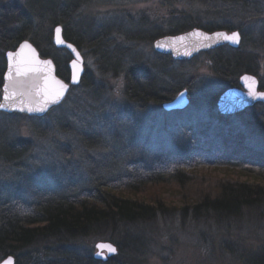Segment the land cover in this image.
Here are the masks:
<instances>
[{
    "label": "rangeland",
    "instance_id": "obj_1",
    "mask_svg": "<svg viewBox=\"0 0 264 264\" xmlns=\"http://www.w3.org/2000/svg\"><path fill=\"white\" fill-rule=\"evenodd\" d=\"M54 1L55 10L43 16L50 22L51 40L54 26L61 25L64 38L66 33L76 43L84 73L62 102L41 116L0 112V213L16 208L24 214L35 202L75 198L111 180H134L128 175L132 170L140 176V167H135L140 162L145 173V164L154 156L186 154L203 138L218 139L219 132L230 128L242 132L249 147L264 152V103L231 115L219 114L216 106L220 92L239 87L242 71L232 68L234 62L227 69L217 62L221 53L222 61L231 55L230 47L200 52L189 60H173L153 47L160 36L195 27L238 30L242 40L235 50L252 56L251 68L264 90V0ZM39 4L47 6L48 1ZM9 13L32 24V0H0V39L21 28V22H7ZM181 25L187 27L177 30ZM33 29L30 25L28 30ZM24 39L30 41L29 35ZM44 49L67 67L69 77V52ZM167 56L171 61L164 63ZM128 71L155 77L154 93L165 100H130ZM182 89L187 90L188 105L165 110L162 103ZM189 172L195 183L253 181L215 165ZM135 188L110 189L125 198L160 200L167 210L151 219L107 224L87 235L0 250V261L11 254L15 264H264V203L245 207L236 216L209 213L194 218L180 210L196 195L194 186L169 182ZM98 241L113 243L117 253L106 261L95 259Z\"/></svg>",
    "mask_w": 264,
    "mask_h": 264
},
{
    "label": "trees",
    "instance_id": "obj_2",
    "mask_svg": "<svg viewBox=\"0 0 264 264\" xmlns=\"http://www.w3.org/2000/svg\"><path fill=\"white\" fill-rule=\"evenodd\" d=\"M47 1L48 5L43 6L39 4V0H32L34 9L32 24L31 20H27L20 14L12 19L13 14L9 13L7 22H21L22 25L14 33L4 35L0 39L1 47L5 51L14 48L25 38V35H29L30 42L34 44L40 55L52 58L57 76L67 81V67H62L55 55L46 52L44 49L46 46L56 51L52 44L51 31H49L50 22L43 20V16L45 12L55 10L57 4L54 0ZM220 1L233 2L239 0ZM30 25L34 26L31 32L28 30ZM186 27L184 25L177 30L181 31ZM220 28L229 29L228 27ZM64 34L67 40L75 43L66 33ZM6 40L8 41L6 42ZM222 48L223 46L217 49L222 50ZM230 49L231 55L225 54V61H222V53L217 60L222 64V67L227 69L230 62H234L232 65L234 70L256 74L254 67L251 68L250 65L252 61L250 54ZM4 52L0 53V87L3 83L5 69ZM164 59L166 60L164 63L171 61L169 56ZM126 83V94L130 100H139L143 104L150 100L157 103L165 100L162 96L154 93L153 87L157 85L155 77L136 76L128 71ZM219 119L220 122L225 121L223 117ZM219 133L220 138L205 137L199 146L186 154L163 152L154 156L148 165L145 164V173L141 171L143 165L140 162V165L135 166L140 167V176L135 177L132 170V174L128 175L130 179L134 180L127 182L125 180H111L104 184H98L91 191L83 192L75 198L58 196L47 201L35 202L24 214L18 212L16 208L12 211H1L0 250L6 251L13 249V247H24L36 241L60 240L61 237L71 238L87 235L88 232L107 224L114 225L116 222L128 223L151 219L167 210L160 200L145 202L125 198L112 193L110 188H127V190L135 191L137 189L135 187L139 188V186L149 184L172 182L180 187L190 184L197 189L196 195L191 200L183 202L180 210L183 215H191L194 218L209 213L218 216H236L245 207L264 203V152L249 147L245 143V136L240 131L230 128L226 132ZM18 150L20 151V149ZM202 165L233 169L253 178V181L221 178L195 183L189 170ZM4 253L6 255V252ZM36 264L39 263L36 262ZM42 264L59 263L49 260ZM61 264L65 263L62 262Z\"/></svg>",
    "mask_w": 264,
    "mask_h": 264
},
{
    "label": "water",
    "instance_id": "obj_3",
    "mask_svg": "<svg viewBox=\"0 0 264 264\" xmlns=\"http://www.w3.org/2000/svg\"><path fill=\"white\" fill-rule=\"evenodd\" d=\"M59 29V32L57 31ZM200 32L206 34L208 39L204 37L191 35L192 33ZM239 34V42L234 43L230 40L225 39L224 37H216L213 34L215 33H225L230 35L231 33ZM183 37V39H179ZM242 37L238 30L227 31L224 29H216L213 31H205L201 28H191L187 31L175 34V35H163L156 38L153 42V47L156 52L160 54L169 55L173 60H189L195 57L200 52L210 51L221 46H229L230 48L237 49L240 46ZM52 43L56 48H64L71 55V59L68 61L69 68V77L68 81H64L56 74V68L53 60L49 57H43L38 52L37 48L32 42L27 39L21 40L14 49L6 50L4 53L5 59V69L3 73V83L0 87V103H5L4 89L7 84V74L9 72V56L8 53H19L16 57L17 60L31 62V67L36 70L29 75L36 78L38 81L37 88H43L46 84L50 91H55L58 87L55 81H60L63 84L67 85V88L64 89L63 95L59 98L56 103H48L44 107L43 111H28V107H40L43 105V98L37 97L33 103H29L28 98H23V103L20 99L16 100L15 106H10L6 108H0V112L3 113H21L29 116H41L46 113L51 107L58 105L66 97L71 86L78 85L81 81V77L84 73V67L82 62V56L76 47L75 44L67 41L63 36L62 26L57 24L52 30ZM27 44L29 47L22 48V45ZM159 45H164L159 47ZM71 45V47H69ZM75 49V51H73ZM77 53L79 54V59H77ZM187 53V54H186ZM73 61L77 62V68L79 69L77 74V79L73 81V73L76 69L73 68ZM47 62V63H46ZM250 77L251 80H245L243 77ZM251 86V87H250ZM24 88L30 89V84L24 85ZM35 91L36 89H31ZM254 90L256 96L253 97L250 95V91ZM264 93V90L259 88V81L256 75L252 73H242L239 76V87H230L219 93L216 106L219 114L231 115L242 112L248 108L253 107L257 103H264V96L260 95ZM189 103L188 94L186 89L180 90L177 95L169 100L162 103V106L165 110H181L184 109ZM23 109V110H22ZM98 244H111L116 251L108 252L107 249H98L96 245ZM95 253L93 257L102 261H106L109 257L114 256L117 253L116 246L109 241H98L95 243ZM98 252H103V255H97ZM0 264H15L14 256L9 254L6 255L1 261Z\"/></svg>",
    "mask_w": 264,
    "mask_h": 264
},
{
    "label": "snow or ice",
    "instance_id": "obj_4",
    "mask_svg": "<svg viewBox=\"0 0 264 264\" xmlns=\"http://www.w3.org/2000/svg\"><path fill=\"white\" fill-rule=\"evenodd\" d=\"M59 32V29H57ZM191 35H196L200 37H204L208 39L209 37L206 36L204 33L195 32ZM216 37H224L227 40H230L234 43L239 42V34L238 33H231L230 35L225 33H215L213 34ZM179 39H183L180 37ZM159 47H163L164 45H159ZM22 48L29 47L27 44L22 45ZM71 47V45H69ZM75 51V49H73ZM187 54V53H186ZM19 53H8L9 56V72L7 74V84L5 85L4 89V101L5 103H0V108H6L10 106H15L16 100L20 99L21 103H23V98L27 97L29 103H33L37 97L43 98V105L40 107H28V111H43L44 107L47 106L48 103H56L59 98L63 95L64 89L67 88V85L63 84L60 81H55L56 85H58L55 91H50L47 84L43 88H37L38 81L36 78L30 76L29 74L34 72L36 69L31 67V62L17 60L16 57ZM77 59H79V54L77 53ZM47 63V62H46ZM73 68L76 69L73 73V81L75 82L77 79V74L79 69L77 68V62L73 61ZM243 79L251 80L250 77H243ZM30 84V89H25L24 85ZM251 87V86H250ZM31 89H36L32 91ZM250 95L253 97L256 96L254 90L250 91ZM260 95L264 96V93ZM23 110V109H22ZM98 249H107L108 252H115L116 249L111 244H98L96 245ZM97 255H103V252H98Z\"/></svg>",
    "mask_w": 264,
    "mask_h": 264
}]
</instances>
